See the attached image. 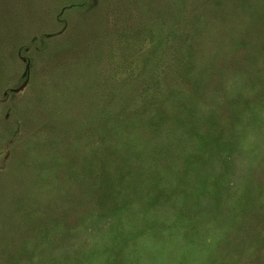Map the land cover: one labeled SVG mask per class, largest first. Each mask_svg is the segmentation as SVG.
Instances as JSON below:
<instances>
[{
  "label": "rangeland",
  "instance_id": "1",
  "mask_svg": "<svg viewBox=\"0 0 264 264\" xmlns=\"http://www.w3.org/2000/svg\"><path fill=\"white\" fill-rule=\"evenodd\" d=\"M0 264H264V0H0Z\"/></svg>",
  "mask_w": 264,
  "mask_h": 264
},
{
  "label": "trees",
  "instance_id": "2",
  "mask_svg": "<svg viewBox=\"0 0 264 264\" xmlns=\"http://www.w3.org/2000/svg\"><path fill=\"white\" fill-rule=\"evenodd\" d=\"M165 215H166V214H165ZM110 232H113V229H112V228H111V229H110V228H109V229H107V231H106V234H108V235H109V234H110Z\"/></svg>",
  "mask_w": 264,
  "mask_h": 264
}]
</instances>
